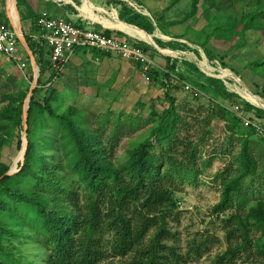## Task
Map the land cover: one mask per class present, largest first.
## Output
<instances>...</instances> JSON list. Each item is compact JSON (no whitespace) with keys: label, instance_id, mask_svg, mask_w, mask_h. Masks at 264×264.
<instances>
[{"label":"trees","instance_id":"1","mask_svg":"<svg viewBox=\"0 0 264 264\" xmlns=\"http://www.w3.org/2000/svg\"><path fill=\"white\" fill-rule=\"evenodd\" d=\"M179 1L171 0L170 7ZM187 1L189 7L183 17L166 24H183L194 18L201 7L204 12L223 13L235 3L253 4L248 13L228 14L209 35L200 34L198 42L187 40L202 49L210 62L217 60L225 67L228 52L244 49L249 35L264 39V0ZM115 3L120 5L118 18L125 23L124 30L140 41L138 47L152 61L157 51L148 45L174 49L172 43L158 39L153 42L149 35L154 25L148 17ZM16 8L21 21L37 23L38 0H16ZM67 9L74 12L70 6ZM152 19L161 30L165 24L162 18ZM35 29L39 35L37 25ZM24 40L40 77L27 110L24 159L11 175H7L10 167L1 161L2 152L14 140L16 148H22L23 108L30 87L19 83L14 90L0 93V264H100L106 259H119V264H188L198 260L204 253L203 244L193 241L182 255L164 242L172 238L168 220H178L176 184L197 185L203 173L198 168L202 149L210 141L215 120L223 124L225 134L221 155H232L230 148L235 143L239 151L217 175L221 194L212 212L234 211L223 223L227 237L241 242L230 245L212 264L231 263L240 251L255 256V264H264V143L260 141L263 145L257 146L254 130L243 128L230 110L255 111L264 118V101L260 97L238 91L236 77L220 78L219 69L205 59L195 62L205 75L214 77L207 78V82L194 76L201 74L194 64L182 62L190 72H180L177 61L164 57L163 63H155L156 67L143 73L150 84L163 90L166 106L161 111L156 109V103H150L147 112L144 104H137L142 112L136 115L108 109L93 117L89 127V117L72 105L63 108V95L51 88L62 72L50 69L49 47L40 36L34 40L32 35H26ZM210 41L215 42L214 46ZM259 43L256 39L254 44ZM221 45L227 48L218 57L214 51L221 50ZM74 53L82 57L89 54L91 60L110 57L93 49ZM67 65L70 63L64 68ZM250 66L264 79V55ZM46 71L50 88L40 101L38 95L44 86L40 79ZM173 79L209 96V105L177 104L169 94ZM141 129L146 130L139 139L129 141L124 160L119 162L114 152L121 138ZM206 154L212 156L215 152ZM20 159L21 153L16 163ZM210 160L203 162V168L211 165ZM252 231L259 234L255 241L251 239Z\"/></svg>","mask_w":264,"mask_h":264},{"label":"rangeland","instance_id":"2","mask_svg":"<svg viewBox=\"0 0 264 264\" xmlns=\"http://www.w3.org/2000/svg\"><path fill=\"white\" fill-rule=\"evenodd\" d=\"M10 1L13 0H0V22L5 25L8 23L6 26H9V23L12 24L8 13V4ZM72 1L82 13L87 12L89 15H92L90 12L91 10L88 8L86 10L85 4L81 3V1H86L88 3V0ZM126 1L132 5L128 7H133L132 9H136L138 12L143 13L145 10L152 16H155L156 14V17H161L164 21L163 23H165V27L169 30L170 35L168 36L156 32L158 28L156 27L154 20L150 15L146 16L154 25L153 34L164 40V43L170 42L174 44V49H160V52L157 51V54L152 55L154 63L159 64V61L163 62L164 57H168L181 63L192 62L201 73L200 75L194 74V76L198 77L200 81L207 82V78L214 77L205 75L195 62V60L200 61L205 59L211 67L219 69L220 78L225 79L226 77H236L239 81L238 91L243 94L258 96L264 101V79L259 72L256 70L254 71L250 66L254 60L259 59L264 55V39L262 40L263 42L260 41L261 36L249 35L247 46L244 49H232L228 52L223 61L225 67L221 66L220 62L217 60L211 62L208 61L202 49L198 48L196 45H188L187 43L188 41L198 42V40H200V34L209 35L219 24H222L221 22L223 18L228 14L240 15L241 13L252 11V2L249 1L244 4H232L231 8L223 13H216L214 10H205L204 12V9L201 7L194 18L183 24L171 26L166 24V22L179 21L183 17V14L189 7L187 0H181L171 7V0ZM113 3L115 2L113 1ZM43 10L45 11L44 8ZM21 11H24L25 13L24 9H21ZM16 12L18 15V26L21 29L23 38L26 35H32L34 40L38 39L39 35L36 33L35 29L36 24L26 19L21 21L17 8ZM153 12H155V14ZM74 13H76L75 10ZM95 14L96 13L94 12V15ZM114 20L116 21L115 17ZM96 28L100 30L99 27ZM173 38L175 41H171ZM256 39L261 43L258 45L254 44ZM210 42L212 43L210 46H214L215 42ZM220 48L221 50L217 49L214 51L218 57L227 47L221 45ZM19 56L21 58V63L25 65L23 71H20L13 61L0 56V93L14 90L19 83H24V85H28L29 87L33 85H35V88L37 87V81L40 77L39 69L38 78L35 83L29 51L21 43L19 46ZM110 59L111 58H106L102 61L101 59L94 61L91 60L89 54L85 57H78L75 54V56L72 57L69 62L70 65H67L63 69L58 81L51 86V88L56 89L63 95L62 103H60L63 108L72 105L83 111L89 117V127H91L90 123L93 122L92 118L106 113L108 109H112L113 111L121 110L124 113L136 115L137 113L142 112V109L137 107V104H144V106H146L144 111L146 112L149 111L147 107L150 103H156V109L158 111H161L162 108L166 106L162 99L163 90L156 84H150L146 80V77L143 76L140 67H133L135 69H130L128 68V63L123 62L119 58H113L115 61H111ZM33 60L35 61L34 57ZM133 65L135 66V64ZM202 65L206 67V70L210 75H213L205 62H202ZM9 77H13L15 79L14 82H10L8 80ZM29 77L32 78L31 81L28 80ZM40 81L42 85L44 84V86H41V92L38 95V98L41 101L43 97L48 95L50 88V85H48L47 82V71L41 76ZM220 82L223 87V82L221 80ZM170 86L169 94L176 99L177 104L183 105L188 103L193 107L198 105L206 107L209 105V96L200 95L198 98H192L183 89L182 82L173 79L170 82ZM229 93L235 94L233 92ZM240 99L244 101L242 98ZM248 114L264 123V118L259 116L257 112L252 111ZM145 130L146 129H141L138 133H133L131 136H124L121 138L119 145L114 152V157L119 162L124 160L129 141L131 139H139L140 133ZM22 135L23 130L21 132V137ZM224 137L223 124L220 121L215 120L212 124V135L209 137L210 141H208L202 149V156L198 168H200L203 173L199 176L197 185H191L188 183L176 184L178 186V190L175 193V198L178 201V220H168L167 226L172 233V238L167 239L164 243L176 247L178 252L182 255H185L189 251L190 244L193 241L195 244H203V255L198 260L190 261L188 264H212L217 257L222 256L225 251L229 249L230 245L234 246V244L237 245L241 242L239 238L237 240H230L227 237L226 228L223 223V221L233 214L234 211L229 210L224 214H214L212 212L213 207L219 202L221 194V179L218 178L217 175L222 173L225 167H227L231 160V156L239 151V146L235 143L230 148V154L232 155L226 157L221 155L222 151L225 150L223 144ZM253 140L257 146L263 145L257 137L254 136ZM20 151L16 148V140H14L10 147H5L2 152L1 161L8 165L10 167L9 170H12L13 173L18 170L17 166L21 163L20 161L16 163ZM206 152H215V154H213L214 156H209ZM209 158L211 159V165L207 168H203V162ZM262 198L264 199V195ZM152 232L153 231H151L150 235H152ZM258 237L259 234L252 231V241H255ZM255 261V256L252 254H244L240 251L237 252V255L231 263L224 264H255ZM119 263V259H106L100 264Z\"/></svg>","mask_w":264,"mask_h":264},{"label":"built area","instance_id":"3","mask_svg":"<svg viewBox=\"0 0 264 264\" xmlns=\"http://www.w3.org/2000/svg\"><path fill=\"white\" fill-rule=\"evenodd\" d=\"M36 25L40 32L39 36L50 49V69L52 71L62 72L76 50L92 49L137 64L142 74L156 67L149 55L138 47L140 41L135 38L125 39L111 34L108 36L103 32L93 30L89 23L82 25L62 17H51L46 11L40 12ZM21 36L23 35L11 23L6 26L0 22V56L13 61L16 67L23 71L25 65L21 63L19 56ZM182 85L190 96L201 95L191 85L187 83H182ZM230 110L240 120L243 128L254 130L256 137L264 143V123L262 121L237 108Z\"/></svg>","mask_w":264,"mask_h":264},{"label":"crops","instance_id":"4","mask_svg":"<svg viewBox=\"0 0 264 264\" xmlns=\"http://www.w3.org/2000/svg\"><path fill=\"white\" fill-rule=\"evenodd\" d=\"M113 1L114 2H118V3H123V4L127 5V6H131L129 3H127L126 0H88V3L86 1H81V3L85 4V9L86 10H87V8L89 10H91L90 12L92 13V15H89L87 12L86 13H82V11L79 10V8H77V6H75V4L73 3L72 0H46V1H41L40 0L39 1L40 10H39L38 14H40V12H42L41 10H43V8H44L46 12L48 11L47 13L51 17H62V18H65V19L67 18L68 20H70V21H72L74 23L82 24V25L85 24V23H89L91 25V28L92 29L94 28L93 30H95V31H98V32L107 31L111 35L120 34L121 36H118V35L117 36L121 37V38H125V39H130L129 37H133V36L130 33H128L127 31L124 30V27L122 25V23H124V22L121 23V21L118 18L119 11H120V5L113 3ZM114 4H115V6H114ZM68 6L72 7L75 10L76 13L68 10L67 9ZM81 6H82V4H81ZM131 8H133V7H131ZM134 10L136 12H138V10H136V9H134ZM94 12L96 13L95 15H94ZM8 13L10 15L12 24L18 29V27H19L18 26V15H17V12L15 10L13 1H10L9 4H8ZM138 13L141 14V15H144V16L150 15L145 10H144L143 13H141V12H138ZM153 13L155 14V12H153ZM150 16L152 18V15H150ZM114 17H115L116 21L114 20ZM153 17L156 18V14ZM96 27H99L100 30L98 28H96ZM160 29L161 30L158 29L156 32H158L160 34L161 33L165 34L167 36L170 35L168 28H166L164 24H162V27ZM153 37H154V39H158L162 43H164V40L156 37L154 34H153ZM175 39H177V38H175ZM171 41H175L174 38L171 39ZM141 43H143V42H141ZM165 44H168V43H165ZM189 44L190 43H188V45ZM151 48H153V47H151ZM166 48H169V47H166ZM158 52H160V51H158ZM75 54L76 53H74L72 57H74ZM76 55L78 57L82 56L80 53L79 54L77 53ZM106 58H111L110 59L111 61H115L113 58H118V57H114V55H110V57L97 58L96 60L98 61L99 59H101V61H102L103 59H106ZM104 62H106V61H104ZM107 62H110V61H107ZM123 62L128 63V68H130V69H135L133 67L138 68L136 66V64L134 66L133 65L134 63H132V62H128V61H123ZM159 62L163 63L162 61H159ZM179 63H178V66H177L178 71H180V72H187V71L190 72V70L187 67L183 66V63H181V62H179ZM189 63L194 64L192 62H189ZM179 67H180V69H179Z\"/></svg>","mask_w":264,"mask_h":264},{"label":"water","instance_id":"5","mask_svg":"<svg viewBox=\"0 0 264 264\" xmlns=\"http://www.w3.org/2000/svg\"><path fill=\"white\" fill-rule=\"evenodd\" d=\"M13 3H14L15 10H16V0H13ZM10 21H11V19H10ZM12 26L14 28H16L13 24H12ZM18 31L21 33L20 27H18ZM149 36L152 37V40L154 42L153 35H149ZM20 41L27 48V50L29 51L28 47L26 46V43H25V40H24L23 36L20 37ZM153 49H155L157 51H160V49L157 47V45H156V47H153ZM29 55H30L31 65H32V70H33V79H34V81L36 83V80L38 78V68H37V66L35 64V61L33 60V57H32V54H31L30 51H29ZM34 88H35V85H33V86L30 87L29 93H28V96L26 98L25 105H24V108H23V122H22V125H23V135H22V148H21V151H20V153H21V159H20V162L21 163L20 164H22V162H23L24 154H25V150H26V146H27V141H26V136H27V110H28V105H29V102H30V99H31V96H32V93H33ZM11 174H13V171L12 170H9V172L7 173V175H11Z\"/></svg>","mask_w":264,"mask_h":264}]
</instances>
